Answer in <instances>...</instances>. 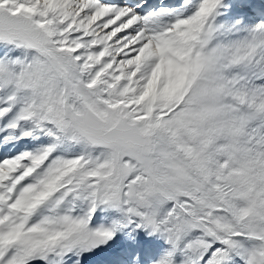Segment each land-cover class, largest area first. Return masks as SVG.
I'll list each match as a JSON object with an SVG mask.
<instances>
[{"label":"snow or ice","instance_id":"obj_1","mask_svg":"<svg viewBox=\"0 0 264 264\" xmlns=\"http://www.w3.org/2000/svg\"><path fill=\"white\" fill-rule=\"evenodd\" d=\"M234 7L0 0V264L138 231L152 264H264V18Z\"/></svg>","mask_w":264,"mask_h":264},{"label":"bare ground","instance_id":"obj_2","mask_svg":"<svg viewBox=\"0 0 264 264\" xmlns=\"http://www.w3.org/2000/svg\"><path fill=\"white\" fill-rule=\"evenodd\" d=\"M156 1V0H155ZM236 1V0H235ZM241 1V0H240ZM248 1V2H247ZM236 4V2H235ZM258 5V6H264V0H242L240 3V7L243 8L245 5ZM239 7V8H240ZM249 24L252 23H258L259 21H253L252 19L247 20ZM139 232L143 235V240L148 241L147 239H151V236L147 234L145 231H138L135 233V238H138ZM151 242V241H150ZM128 244V241H126ZM117 247L109 248V247H103L94 251H98L96 256H92L93 252L91 253V256H84L82 264H87L86 262L90 261V264H143L144 259L147 261L150 257H155V249H153L151 246L147 249H141V248H134L129 246L128 250H116ZM161 248V247H160ZM160 253V252H159ZM89 257V258H88ZM85 262V263H84Z\"/></svg>","mask_w":264,"mask_h":264},{"label":"rangeland","instance_id":"obj_3","mask_svg":"<svg viewBox=\"0 0 264 264\" xmlns=\"http://www.w3.org/2000/svg\"><path fill=\"white\" fill-rule=\"evenodd\" d=\"M241 1L236 0L235 1L236 2L235 7L233 9H240L239 7L241 6L240 5ZM238 19H240V18H238ZM135 233H132L131 235H125L122 233H117L116 237L112 241H110L107 245L101 246L100 248L109 247L112 249L114 247H117L116 250L119 251V250H124V249L128 250L129 246L133 247L134 250H135V248L136 249L137 248L147 249L151 246L153 249H155L154 259H156L157 256L159 255V252H161L163 247H165L163 241L161 239H159L157 236H151L150 240L147 239L148 241H144L142 239L143 235L141 234V232H139L140 236H138V238H135ZM126 241H128V244L126 243ZM85 255H88V254H85ZM90 261L89 262L87 261L86 263L90 264L91 263ZM152 261H153V258L150 257L148 261L146 259H144L143 264H152ZM140 264H142V263H140Z\"/></svg>","mask_w":264,"mask_h":264}]
</instances>
